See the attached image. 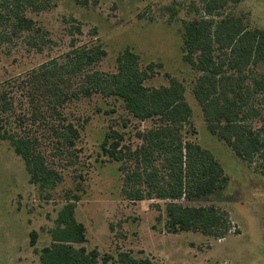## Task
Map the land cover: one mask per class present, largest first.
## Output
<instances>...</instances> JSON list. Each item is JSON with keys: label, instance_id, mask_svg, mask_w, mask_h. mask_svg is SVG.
Masks as SVG:
<instances>
[{"label": "trees", "instance_id": "1", "mask_svg": "<svg viewBox=\"0 0 264 264\" xmlns=\"http://www.w3.org/2000/svg\"><path fill=\"white\" fill-rule=\"evenodd\" d=\"M238 1H203V15L183 22L182 59L197 74L192 93L210 134L264 174V29L250 28L241 16L223 15L228 2ZM51 2L0 0V50L19 44L37 53L48 48L49 32L31 14L48 10ZM105 55L101 44L72 45L62 60L50 59L23 77L0 83V139L22 159L32 184L53 189L64 169L59 170L54 159L66 156V166H59L74 165L70 158L80 137L64 115V105L94 94L115 98L134 119L155 121L136 131L139 144L134 149L121 145L122 135L116 130L104 137L102 149L119 163L123 175V196L130 201H164L168 233L192 231L224 238L231 226L226 211L180 202L224 189L228 181L215 156L184 136L192 111L183 83L170 78L167 86H145L150 74L128 47L117 54L115 72H100L95 67ZM15 82L25 102L12 94ZM75 201L68 200L59 210L51 243L39 251V264H150L127 252L114 259L78 246L86 236L74 216ZM30 236L33 246L36 232Z\"/></svg>", "mask_w": 264, "mask_h": 264}, {"label": "rangeland", "instance_id": "2", "mask_svg": "<svg viewBox=\"0 0 264 264\" xmlns=\"http://www.w3.org/2000/svg\"><path fill=\"white\" fill-rule=\"evenodd\" d=\"M51 1L48 10L31 16L49 32L52 43L41 53L22 44L1 49L0 83L23 77L50 59L62 60L72 45L101 44L106 55L95 69L112 73L117 54L130 48L150 74L145 86H167L170 78L183 83L192 111L184 136L209 150L228 177L224 189L180 202L220 208L228 213L231 226L222 239L192 231L168 233L164 201L126 199L119 163L104 153L102 142L108 131L116 130L122 135L121 145L134 149L139 144L136 131L155 121L136 120L119 100L94 94L62 109L80 137L70 158L74 165L59 166H66V156L54 159L58 169H64L62 181L53 189L32 184L22 159L0 139V264H39V251L51 243L50 230L59 210L68 200L74 202V196H78L74 216L86 236L78 246L96 249L101 256L117 259L127 252L150 264H264V174L210 134L192 93L197 74L182 59L183 22L203 15L204 0ZM222 13L241 16L250 28L264 29V0L228 2ZM11 86L16 100L25 102L17 83Z\"/></svg>", "mask_w": 264, "mask_h": 264}]
</instances>
